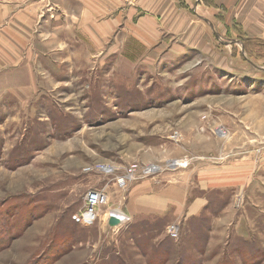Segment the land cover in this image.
Returning a JSON list of instances; mask_svg holds the SVG:
<instances>
[{
    "label": "rangeland",
    "instance_id": "374dc122",
    "mask_svg": "<svg viewBox=\"0 0 264 264\" xmlns=\"http://www.w3.org/2000/svg\"><path fill=\"white\" fill-rule=\"evenodd\" d=\"M47 29L50 49L25 65L0 60V264H264V60L222 51L200 63L195 48L162 60L118 40L98 51ZM180 159L189 166L173 169ZM215 163L253 170L227 187L216 170L218 186L202 192L198 174ZM152 164L163 169L117 184ZM180 179L211 198L206 209L149 207L107 228L110 208L130 215L137 184ZM93 188L109 202L84 226L73 214Z\"/></svg>",
    "mask_w": 264,
    "mask_h": 264
},
{
    "label": "crops",
    "instance_id": "0c3cea01",
    "mask_svg": "<svg viewBox=\"0 0 264 264\" xmlns=\"http://www.w3.org/2000/svg\"><path fill=\"white\" fill-rule=\"evenodd\" d=\"M0 28V60L8 66L27 64L34 49L46 50L43 44L50 49L46 28L54 29H47L50 34L59 33L61 43L95 45L98 51L118 40L136 43L146 57L158 55L162 60L194 48L200 63L222 51L225 58L240 56L248 64L264 60V0H139L133 5L123 0H0ZM216 164L198 174L202 192L218 186L216 170L226 177L224 187L237 185L235 180L242 183L253 170L233 172L226 163ZM142 182L129 196L128 212L135 220L143 218L137 212L147 217L149 207L151 213L180 206L181 213L196 214L211 201L195 191L191 181L180 179L165 187ZM150 195L155 197L152 203Z\"/></svg>",
    "mask_w": 264,
    "mask_h": 264
},
{
    "label": "built area",
    "instance_id": "2783aa9c",
    "mask_svg": "<svg viewBox=\"0 0 264 264\" xmlns=\"http://www.w3.org/2000/svg\"><path fill=\"white\" fill-rule=\"evenodd\" d=\"M126 4L133 5L136 4L139 0H123ZM221 162H223V158H220ZM189 160L188 159H180L175 160L171 164L173 169L181 168V167H188L189 166ZM104 171L106 173H115L116 169L114 168H108L104 167ZM163 167L156 166L155 164H152L147 169H144L142 171L138 170L135 167H130L125 170H123L120 174L117 175L116 180L119 187L125 189L128 187L129 183L136 179L141 178L149 174H153L157 171L162 170ZM109 202V194L108 191L104 188H93L90 189L86 195H85V201L82 206V208L73 214V219L84 226H89L94 224L98 218H100L99 214V208ZM111 217H116L119 219L120 223L117 225H111L110 219ZM102 219V218H101ZM131 220L130 215L123 211L120 207H114L110 208L109 211L105 214V218L103 221L105 222L107 228L109 229H119L129 223ZM168 231L170 235L173 237H177L179 235V226L176 224L169 225Z\"/></svg>",
    "mask_w": 264,
    "mask_h": 264
},
{
    "label": "water",
    "instance_id": "95a60500",
    "mask_svg": "<svg viewBox=\"0 0 264 264\" xmlns=\"http://www.w3.org/2000/svg\"><path fill=\"white\" fill-rule=\"evenodd\" d=\"M119 223H120V221H119L118 218H116V217H111V219H110V224H111V225H117V224H119Z\"/></svg>",
    "mask_w": 264,
    "mask_h": 264
},
{
    "label": "bare ground",
    "instance_id": "6f19581e",
    "mask_svg": "<svg viewBox=\"0 0 264 264\" xmlns=\"http://www.w3.org/2000/svg\"><path fill=\"white\" fill-rule=\"evenodd\" d=\"M222 133V132H221ZM173 161V160H172ZM100 209V208H99Z\"/></svg>",
    "mask_w": 264,
    "mask_h": 264
}]
</instances>
